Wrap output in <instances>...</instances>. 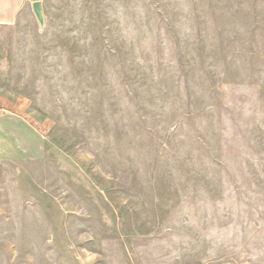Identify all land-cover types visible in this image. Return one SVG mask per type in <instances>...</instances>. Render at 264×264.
Here are the masks:
<instances>
[{
  "label": "rangeland",
  "instance_id": "rangeland-1",
  "mask_svg": "<svg viewBox=\"0 0 264 264\" xmlns=\"http://www.w3.org/2000/svg\"><path fill=\"white\" fill-rule=\"evenodd\" d=\"M0 26V264H264V0H39Z\"/></svg>",
  "mask_w": 264,
  "mask_h": 264
},
{
  "label": "crops",
  "instance_id": "crops-1",
  "mask_svg": "<svg viewBox=\"0 0 264 264\" xmlns=\"http://www.w3.org/2000/svg\"><path fill=\"white\" fill-rule=\"evenodd\" d=\"M35 1L39 0H0V26H12L20 18H34L32 4Z\"/></svg>",
  "mask_w": 264,
  "mask_h": 264
},
{
  "label": "water",
  "instance_id": "water-1",
  "mask_svg": "<svg viewBox=\"0 0 264 264\" xmlns=\"http://www.w3.org/2000/svg\"><path fill=\"white\" fill-rule=\"evenodd\" d=\"M32 11H33L34 17L37 20L38 24L42 26L43 25V15H42V8H41L40 1L33 2Z\"/></svg>",
  "mask_w": 264,
  "mask_h": 264
},
{
  "label": "built area",
  "instance_id": "built-area-1",
  "mask_svg": "<svg viewBox=\"0 0 264 264\" xmlns=\"http://www.w3.org/2000/svg\"><path fill=\"white\" fill-rule=\"evenodd\" d=\"M0 112H2V110L0 109Z\"/></svg>",
  "mask_w": 264,
  "mask_h": 264
}]
</instances>
